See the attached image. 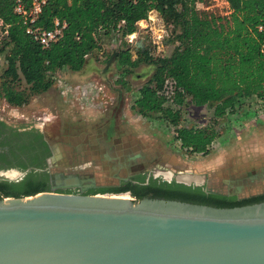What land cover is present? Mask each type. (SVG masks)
Returning a JSON list of instances; mask_svg holds the SVG:
<instances>
[{
  "label": "trees",
  "instance_id": "obj_1",
  "mask_svg": "<svg viewBox=\"0 0 264 264\" xmlns=\"http://www.w3.org/2000/svg\"><path fill=\"white\" fill-rule=\"evenodd\" d=\"M28 1V0H25ZM228 14L199 13L195 0H45L36 25L49 29L53 20L63 22L60 38L41 49L24 33V25L13 13L14 0H0V96L10 107L24 105L27 97L15 90L22 80L30 94L47 91L62 72H78L87 58L100 52L114 62L123 74L139 61L154 67L151 79L138 90L133 108L141 117L157 114L174 130L179 148L192 154H205L215 138L211 127L185 128L179 125L180 108L186 103L209 107L213 118L234 110L245 99L264 103V0H224ZM150 12L165 23L170 50L166 56L151 58L143 46L131 58L122 38L135 32V23ZM260 27V30L257 28ZM6 31V33H4ZM77 37V39L75 38ZM115 42L109 54L105 45ZM165 78L175 82L173 105L164 107L161 87ZM135 184L118 188H98L86 194L122 193L131 197L176 200L217 208H230L264 201L257 195L237 201L234 197L207 194L202 188L164 182L143 176ZM39 192V185L21 182L4 190L1 197H21Z\"/></svg>",
  "mask_w": 264,
  "mask_h": 264
},
{
  "label": "rangeland",
  "instance_id": "obj_2",
  "mask_svg": "<svg viewBox=\"0 0 264 264\" xmlns=\"http://www.w3.org/2000/svg\"><path fill=\"white\" fill-rule=\"evenodd\" d=\"M203 4L209 8L201 13L227 15L228 9L221 0H204ZM154 14L156 20H152L150 28L141 30L135 24V44L129 47L133 60L137 58L136 50L143 46L151 58L166 56L170 50L165 23ZM115 44L111 41L105 45V52L109 54ZM103 58L85 61L95 64L94 76L85 83L70 78L67 71L58 75L70 87L69 95H61L55 84L33 95L22 80L13 82V88L22 91L27 101L20 107L7 108L2 107L0 96V116L10 121L17 117L28 121L45 118L43 130L54 142L49 141L58 173L65 175V179L75 177L83 181L81 185L89 183L92 188H103L115 185L116 179L126 178L132 171L142 172L141 176L168 171L172 178L176 175L200 178L201 183H194L207 194H264V103L245 99L232 112L216 119L211 108L185 103L180 108V126L211 127L215 132L205 154L188 153L179 148L174 129L159 115L141 117L133 108L138 90L151 79L154 67L139 61L129 73L123 74L114 62ZM86 84L99 88V93L79 103L72 90ZM235 177L238 185L232 188L227 183ZM103 194L131 197L126 192Z\"/></svg>",
  "mask_w": 264,
  "mask_h": 264
},
{
  "label": "water",
  "instance_id": "obj_3",
  "mask_svg": "<svg viewBox=\"0 0 264 264\" xmlns=\"http://www.w3.org/2000/svg\"><path fill=\"white\" fill-rule=\"evenodd\" d=\"M71 178L64 189L83 183ZM55 190L0 196V264H264V201L217 208Z\"/></svg>",
  "mask_w": 264,
  "mask_h": 264
},
{
  "label": "flooded vegetation",
  "instance_id": "obj_4",
  "mask_svg": "<svg viewBox=\"0 0 264 264\" xmlns=\"http://www.w3.org/2000/svg\"><path fill=\"white\" fill-rule=\"evenodd\" d=\"M44 120V118H32L28 121L27 119L23 120L22 117H17L16 120L10 121L0 116V187L9 191L14 184L31 182L39 185V192H48L51 188H55V191L62 193L86 194L90 190L98 189L92 188L89 183L64 189L65 185L74 183V181L73 178H70L69 183V178L65 179L63 177L65 175L58 173L60 171L56 167V155L53 154V148L49 142L51 140L48 139L43 130ZM51 142L54 144L53 141ZM124 158L128 159V156L125 155ZM124 158L123 161H125ZM132 172L133 174L126 178L116 179L115 185L103 188H118L127 183L135 184V177L141 176L142 172ZM162 173L157 172V175L164 176ZM142 176L144 177L143 184H146L150 178L158 179L152 172ZM237 178L229 180L227 184L234 188L238 185ZM158 180L163 181L161 177ZM257 195L262 194L225 196L234 197L237 201H241Z\"/></svg>",
  "mask_w": 264,
  "mask_h": 264
},
{
  "label": "built area",
  "instance_id": "obj_5",
  "mask_svg": "<svg viewBox=\"0 0 264 264\" xmlns=\"http://www.w3.org/2000/svg\"><path fill=\"white\" fill-rule=\"evenodd\" d=\"M45 0H14L13 4V13L17 15L21 23L24 25V33L31 39L32 42L39 45L41 49H46L49 47L50 44L54 43L58 38H60L62 31L65 28V24L63 22H59L57 20H53L52 26L49 29H43L38 27L35 23L36 20L41 13V8L44 4ZM131 5H135L138 0H127ZM222 4L226 5L224 0H221ZM204 0H195L194 7L195 9L201 13L208 10V6H205ZM151 13V12H150ZM146 20H141L143 24L140 26L138 25L139 29L146 30L150 28V22L148 21V15ZM138 24L137 22L135 23ZM1 27V24H0ZM260 30V27L257 28ZM6 33V31L4 32ZM136 34V32H134ZM133 34V33H132ZM125 35L122 38L124 44L128 47H131L135 44V35L134 38H131V35ZM77 39V37H75ZM113 42V41H112ZM153 45L156 42H152ZM260 52L264 55V43L261 44ZM96 57L101 59V53L99 52ZM132 58V56H131ZM2 60L0 59V65ZM54 84L56 87L60 88L61 95H69L71 94L70 87L66 86L62 81L58 78L55 79ZM99 88L95 87L94 85H81L75 87L72 90V93L75 95V99L77 102L81 103L83 100H87L88 98L92 99V97H96L99 93ZM175 82L171 78H165L162 83L161 93L165 100L164 107H167L171 110L177 109V106L173 105V96L176 92ZM38 119V118H36ZM45 119V118H44Z\"/></svg>",
  "mask_w": 264,
  "mask_h": 264
},
{
  "label": "crops",
  "instance_id": "obj_6",
  "mask_svg": "<svg viewBox=\"0 0 264 264\" xmlns=\"http://www.w3.org/2000/svg\"><path fill=\"white\" fill-rule=\"evenodd\" d=\"M226 9H227V5H226ZM226 13L228 14V11ZM150 18H151V16H150ZM93 59L95 60V55H93L91 58H87V60H93ZM94 68H95V64L87 61L80 71L75 72V73L68 72L67 74L69 75L70 78L75 79V81H78L79 83H81V82L85 83V81L88 80V78L90 80V78H92V76H94V73L92 72L94 70ZM1 103H2L1 104L2 107H7V108L9 107L3 100L1 101Z\"/></svg>",
  "mask_w": 264,
  "mask_h": 264
},
{
  "label": "bare ground",
  "instance_id": "obj_7",
  "mask_svg": "<svg viewBox=\"0 0 264 264\" xmlns=\"http://www.w3.org/2000/svg\"><path fill=\"white\" fill-rule=\"evenodd\" d=\"M150 16H151V18H150ZM158 19V18H157ZM152 20L153 21H155L156 20V15L154 14V12H151L149 15H148V21L150 22V25L151 26H153V22H152ZM143 24V22H139L137 25H142ZM152 29H153V27H152ZM158 32H161V31H158ZM134 35H135V33H133L132 35H131V38H134ZM163 175H164V177H166V178H171L172 177V175H171V172H165V173H162ZM71 177H69V179H70ZM68 179V182L69 181H71V179L69 180ZM177 179L178 180H181V181H184V182H197V183H201V179L200 178H195V177H192V176H189V175H178L177 176ZM74 181V180H73ZM72 181V182H73ZM70 183V182H69ZM74 183H75V181H74ZM74 183H71V184H69V185H74ZM64 184H65V181H64ZM127 194H125V195H120V196H126Z\"/></svg>",
  "mask_w": 264,
  "mask_h": 264
}]
</instances>
